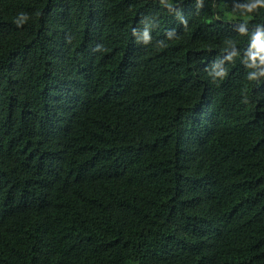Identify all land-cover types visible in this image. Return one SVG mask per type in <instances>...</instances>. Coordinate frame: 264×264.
Masks as SVG:
<instances>
[{
    "label": "trees",
    "instance_id": "obj_1",
    "mask_svg": "<svg viewBox=\"0 0 264 264\" xmlns=\"http://www.w3.org/2000/svg\"><path fill=\"white\" fill-rule=\"evenodd\" d=\"M0 264H264V0H0Z\"/></svg>",
    "mask_w": 264,
    "mask_h": 264
},
{
    "label": "rangeland",
    "instance_id": "obj_2",
    "mask_svg": "<svg viewBox=\"0 0 264 264\" xmlns=\"http://www.w3.org/2000/svg\"><path fill=\"white\" fill-rule=\"evenodd\" d=\"M220 1H224V0H220Z\"/></svg>",
    "mask_w": 264,
    "mask_h": 264
}]
</instances>
